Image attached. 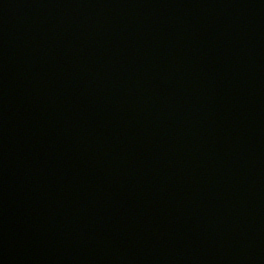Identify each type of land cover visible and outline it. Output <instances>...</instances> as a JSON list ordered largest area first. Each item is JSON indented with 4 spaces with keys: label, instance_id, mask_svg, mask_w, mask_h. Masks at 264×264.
Here are the masks:
<instances>
[{
    "label": "water",
    "instance_id": "95a60500",
    "mask_svg": "<svg viewBox=\"0 0 264 264\" xmlns=\"http://www.w3.org/2000/svg\"><path fill=\"white\" fill-rule=\"evenodd\" d=\"M0 264H264V0H0Z\"/></svg>",
    "mask_w": 264,
    "mask_h": 264
}]
</instances>
